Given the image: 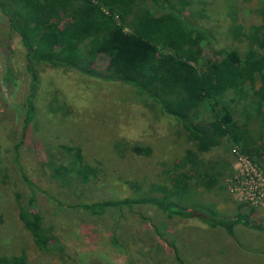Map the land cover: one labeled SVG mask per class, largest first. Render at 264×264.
<instances>
[{
    "label": "rangeland",
    "instance_id": "obj_1",
    "mask_svg": "<svg viewBox=\"0 0 264 264\" xmlns=\"http://www.w3.org/2000/svg\"><path fill=\"white\" fill-rule=\"evenodd\" d=\"M182 1L188 3H177L185 20L210 36L201 43L202 59L243 53L248 41L234 36L248 35L263 21L264 0ZM256 50L264 62V46ZM108 64L99 55L93 75L45 64L33 66L31 75L25 48L0 12V258L23 264H264V152L254 146L253 158L227 139L198 154L204 167L221 165V193L190 181L192 194L222 218L241 215L231 235L206 225L199 210L181 218L142 201L96 215L81 208L162 196L158 189H168L172 174L187 169L179 163L193 148L173 118L131 86L109 79ZM5 72L11 75L6 80ZM31 91L34 120L23 131ZM234 109L241 122L243 110ZM134 145L149 154L137 155ZM76 151L94 175L81 183L68 174L63 184L55 170L70 169ZM18 197L40 214L59 251L43 253L34 245L18 221Z\"/></svg>",
    "mask_w": 264,
    "mask_h": 264
},
{
    "label": "trees",
    "instance_id": "obj_2",
    "mask_svg": "<svg viewBox=\"0 0 264 264\" xmlns=\"http://www.w3.org/2000/svg\"><path fill=\"white\" fill-rule=\"evenodd\" d=\"M178 2L181 6L187 3L182 0H0V12L25 48L31 75L33 66L40 64L74 68L93 75L92 63L104 55L108 58L109 79L131 86L163 115L173 118L193 147L179 163V168L187 165V169L172 174L168 189L159 186L162 196L147 194L131 201L126 198L121 202L86 204L82 209L96 215L107 208L142 201L169 216L181 218L199 210L206 225L221 226L231 235L233 227L243 222L241 215L222 218L214 208L205 205L209 202L192 194L190 181L207 192H222L221 165L204 167L197 156L221 146L226 139L225 142L238 146L248 157L255 155L252 146L264 152V62L256 50L264 46V8L259 13L261 24L253 26L248 35L234 36L248 41L243 53L228 50L221 60L216 56L202 59L201 43L210 36L203 28L185 20L181 11L184 6L179 7ZM10 76L5 72L3 79ZM227 92H232L235 98L226 97ZM32 97L31 91L26 101L23 131L34 120ZM234 108H240V113L243 110L241 122L235 118ZM254 125L256 131L252 130ZM133 151L137 155L149 154L147 149L135 145ZM68 174L81 183L94 175L82 163L80 151L74 153L70 169L55 170L63 184L67 183ZM34 196L32 191L29 204L35 200ZM17 205L18 221L39 251H59L61 248L44 227L40 214L22 206L19 197ZM23 263L21 259L0 258V264Z\"/></svg>",
    "mask_w": 264,
    "mask_h": 264
}]
</instances>
